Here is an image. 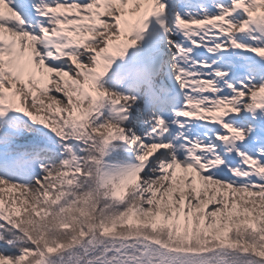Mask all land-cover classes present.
Returning a JSON list of instances; mask_svg holds the SVG:
<instances>
[{
    "label": "snow or ice",
    "instance_id": "obj_1",
    "mask_svg": "<svg viewBox=\"0 0 264 264\" xmlns=\"http://www.w3.org/2000/svg\"><path fill=\"white\" fill-rule=\"evenodd\" d=\"M260 2L0 0V260L264 264Z\"/></svg>",
    "mask_w": 264,
    "mask_h": 264
},
{
    "label": "trees",
    "instance_id": "obj_2",
    "mask_svg": "<svg viewBox=\"0 0 264 264\" xmlns=\"http://www.w3.org/2000/svg\"><path fill=\"white\" fill-rule=\"evenodd\" d=\"M85 116V112L83 110L80 111V117L83 118ZM138 183V180H136L135 182H132V184H126L124 186H122L123 189V196L127 195V192L130 188L136 186ZM262 200H264V198H262ZM253 214L258 216V223L259 222H264V203H260L256 206V208L253 209ZM197 215L193 216V226L191 228V231H189V233L187 231H185L184 233L181 234H177L175 232V234L177 235L178 238L180 239H190L194 236H199V234L201 233V228L200 225L198 223V220L196 218ZM132 221V217L130 218ZM232 219V218H230ZM133 222V221H132ZM135 223V222H133ZM161 232L164 229H167L170 233L174 232V230H170L169 227L167 228H160ZM111 231L113 233H122V234H129L132 233L133 230L131 227H125L124 225H120L118 228H113L111 229ZM114 239H116L117 241H123V242H130V236L129 235H114L113 236ZM145 241H143L141 238H137L136 243L139 245L141 243H144ZM129 251H131V249H129ZM220 253H216V254H212V256L210 257V264H221V260H220ZM3 264V263H1Z\"/></svg>",
    "mask_w": 264,
    "mask_h": 264
},
{
    "label": "rangeland",
    "instance_id": "obj_3",
    "mask_svg": "<svg viewBox=\"0 0 264 264\" xmlns=\"http://www.w3.org/2000/svg\"><path fill=\"white\" fill-rule=\"evenodd\" d=\"M257 6H258V4L256 5V7ZM87 29H88V26L87 25L84 26V27H82L81 28V31H80V33H78V35H82L83 32L86 31ZM113 47L116 48V47H119V45H115L114 44ZM241 55H243L244 58L246 59L247 56H250L252 54H243L242 53ZM136 179H137V176L133 175V176H129V177L125 178L123 181H121L118 184L117 189H116L118 191L119 195L120 196H123L122 186H124V185H126L128 183H132ZM160 207L163 210V213L165 215H164V221H163V223H161L160 225H158V227H160V228H167V227H169L170 230H174V232H176L177 234L178 233L179 234L184 233L185 231H187L189 233V231H191V228L193 226V221H192V223L190 225L186 221L185 224H184V226H183V231H180L179 230L180 229V224L176 222V220H178V218H179L178 216L176 217V219L172 220V223H169L168 222L170 219H172L171 213H170V209L173 208V207H175L174 204H171L169 201L164 200V201L161 202ZM185 211H187V209ZM194 215H197V214H194ZM230 218H232V217H228L227 219H230ZM132 221L135 222L136 224H139V223H142L143 222V218L140 217L139 215H136V216H133L132 217ZM1 263L7 264V262H5L3 260H0V264Z\"/></svg>",
    "mask_w": 264,
    "mask_h": 264
}]
</instances>
